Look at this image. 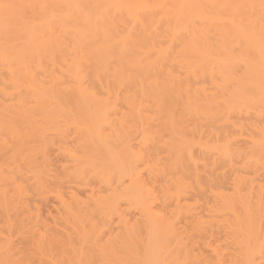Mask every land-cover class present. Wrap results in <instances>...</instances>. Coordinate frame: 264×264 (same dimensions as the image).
Wrapping results in <instances>:
<instances>
[{"label":"bare ground","instance_id":"obj_1","mask_svg":"<svg viewBox=\"0 0 264 264\" xmlns=\"http://www.w3.org/2000/svg\"><path fill=\"white\" fill-rule=\"evenodd\" d=\"M0 264H264V0H0Z\"/></svg>","mask_w":264,"mask_h":264}]
</instances>
